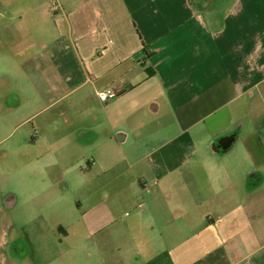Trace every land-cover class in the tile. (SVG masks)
<instances>
[{"label": "crops", "instance_id": "crops-1", "mask_svg": "<svg viewBox=\"0 0 264 264\" xmlns=\"http://www.w3.org/2000/svg\"><path fill=\"white\" fill-rule=\"evenodd\" d=\"M20 106L44 117L13 162L43 169L41 232L113 258L17 263L264 264V0H0V107Z\"/></svg>", "mask_w": 264, "mask_h": 264}, {"label": "rangeland", "instance_id": "rangeland-1", "mask_svg": "<svg viewBox=\"0 0 264 264\" xmlns=\"http://www.w3.org/2000/svg\"><path fill=\"white\" fill-rule=\"evenodd\" d=\"M5 89L10 90L11 87L7 86L3 89L1 88V91ZM5 108L6 107H0V113H4L2 114L5 116L3 118L10 122V126L3 131L0 130V140L5 138V140L0 141V264H20L14 259L20 258L21 255H23L17 252L19 248L21 252H26V258H113L110 251L108 252V249L105 248V250H103L102 248L98 249L92 247L91 238L88 239V245L85 246L81 252L79 249H75L76 244L74 238L73 241L64 244L59 242L60 239L63 240V237L57 240L53 239V236L49 237L48 232H41L40 228L43 230L45 225L43 222L48 216L44 212L45 209L39 206L41 200H37L34 197V193L42 190L44 186L42 183L38 182L34 187L33 184H28L27 180L30 178H37L38 181H40V178L44 177L43 169L39 168L35 171L33 167L27 166L23 168L13 166V162L15 160L18 161L20 156L19 153L14 151V143L18 140L21 141L23 135L27 134L29 130H32L34 133V124L37 125L44 117L41 116L37 118L36 121L19 125L24 120L22 115L13 116L12 121L7 118L10 117V114L14 115L19 111L22 112L24 106H20L13 111H7ZM67 174V180L71 187L72 195L74 194L72 197L73 199L77 198L80 200L82 197L78 190L83 184L77 179L75 174L70 172ZM29 185L32 186V189H30ZM29 190L33 191L30 193ZM31 197L33 200L29 201ZM19 225L29 228H39L40 232H37V234L44 236H31L30 238L25 235L24 232L20 231V233L23 234L21 239L24 240V242H22L24 246L18 247L13 241L17 238L19 232L17 227ZM36 261L33 262L32 259H30L29 262L25 264H44V262ZM53 261V259H50L46 263H60L59 260L57 261L58 263Z\"/></svg>", "mask_w": 264, "mask_h": 264}, {"label": "built area", "instance_id": "built-area-1", "mask_svg": "<svg viewBox=\"0 0 264 264\" xmlns=\"http://www.w3.org/2000/svg\"><path fill=\"white\" fill-rule=\"evenodd\" d=\"M113 95V91L112 90H107V91H102L98 93V97L102 100V101H106L107 99H109V97H111Z\"/></svg>", "mask_w": 264, "mask_h": 264}]
</instances>
